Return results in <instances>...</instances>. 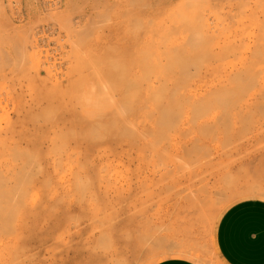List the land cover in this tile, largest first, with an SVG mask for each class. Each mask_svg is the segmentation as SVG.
Listing matches in <instances>:
<instances>
[{
	"label": "rangeland",
	"instance_id": "1",
	"mask_svg": "<svg viewBox=\"0 0 264 264\" xmlns=\"http://www.w3.org/2000/svg\"><path fill=\"white\" fill-rule=\"evenodd\" d=\"M247 198L264 0H0V264H222Z\"/></svg>",
	"mask_w": 264,
	"mask_h": 264
},
{
	"label": "crops",
	"instance_id": "2",
	"mask_svg": "<svg viewBox=\"0 0 264 264\" xmlns=\"http://www.w3.org/2000/svg\"><path fill=\"white\" fill-rule=\"evenodd\" d=\"M214 250L222 264H264V199L247 198L229 206L213 234ZM155 264H197L170 257Z\"/></svg>",
	"mask_w": 264,
	"mask_h": 264
},
{
	"label": "bare ground",
	"instance_id": "3",
	"mask_svg": "<svg viewBox=\"0 0 264 264\" xmlns=\"http://www.w3.org/2000/svg\"><path fill=\"white\" fill-rule=\"evenodd\" d=\"M115 34H116V33H115ZM112 40H113V39H112ZM115 264H121V263H118V262H117V263H115Z\"/></svg>",
	"mask_w": 264,
	"mask_h": 264
}]
</instances>
